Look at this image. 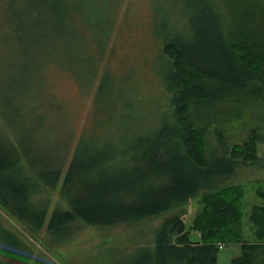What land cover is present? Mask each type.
<instances>
[{"label":"trees","instance_id":"1","mask_svg":"<svg viewBox=\"0 0 264 264\" xmlns=\"http://www.w3.org/2000/svg\"><path fill=\"white\" fill-rule=\"evenodd\" d=\"M175 1L197 14L196 41L175 33L179 16L155 14V28L163 31L151 36L159 45L154 55L161 66L162 108L137 129L95 126L98 110L91 108V117L81 120L75 133L68 108L49 89L52 68L68 73L79 88L87 87L77 73L67 71L66 56L74 49L81 67L97 68L105 54L112 55L106 52L110 21H104L102 40L90 49L82 37L87 32L69 29L79 22L66 16L65 0H54L56 7L37 16L10 21L15 34L5 39L17 45L25 62L17 61V77L0 92V206L29 234L43 230L46 239L59 243L72 238L76 223L115 228L161 220L151 244L108 264H215L224 246L238 250L228 264H264V204L250 208L244 232V190L220 185L238 166L257 161V135L231 148L218 136L216 150L207 154L198 124V107L212 106L231 91L263 100L264 4L258 14L261 29L230 41L212 0ZM83 26L80 30H87ZM105 70L88 84L94 86L92 103L106 113L131 110L120 91L96 102L109 79ZM140 101L137 96L133 103ZM254 184L255 196L264 202V182ZM192 200L199 208L186 231L183 219ZM0 264L45 263L21 238L0 229Z\"/></svg>","mask_w":264,"mask_h":264},{"label":"rangeland","instance_id":"2","mask_svg":"<svg viewBox=\"0 0 264 264\" xmlns=\"http://www.w3.org/2000/svg\"><path fill=\"white\" fill-rule=\"evenodd\" d=\"M53 1L0 0V92L5 84L17 77L18 70L13 67L17 61L25 62V58L21 59L17 55V45L5 39L6 35L15 34L10 21L17 16H37V13H43L46 8L53 9L56 7ZM263 4L264 0H212V9L222 28L226 29V37L229 36V40L234 41L245 33L253 35L261 29L262 21L258 14L263 9ZM159 11L179 16V24L174 28L175 33L188 42L196 41L197 14L194 10H184L183 4L175 0H65L66 16L79 22L77 26L73 24L69 29L76 34L78 30L87 32L88 37H82L89 49L91 43L94 45L98 41L101 42L104 21L111 22L106 52L111 50L112 55L109 54L107 57L105 54L103 62L97 68L91 67L88 71L81 67L75 60L78 53H75L74 49L66 56L67 71L72 75L77 73L87 87L79 88L75 79L68 73L60 72L56 68L49 71V89L52 95L68 108V124L73 132L77 133L81 120L91 117V108L93 113L98 110L95 126L102 122L113 129L122 125L125 126L124 129H137L148 119H155L159 115L162 108V86L157 74L161 71V66L154 55L159 45L157 41L151 39L153 33L163 32L162 29L155 28L157 22L154 17ZM82 22L87 30H80V27L84 28ZM91 35L93 37L90 39ZM103 69L109 73V79L96 102L100 103L106 97L115 98L120 91L121 99L131 102L133 106L131 110L113 109L106 113L102 109L104 106L99 109L95 102L92 103L94 86L88 84L92 78L98 79ZM34 75L35 73H32L30 76ZM137 96L141 101L133 103ZM260 98L231 91L212 106L198 107L200 111L198 124L203 131L207 154L216 150L218 136L228 148H231L240 145L247 137L257 135V161L252 165L238 166L235 175L220 184L239 185L244 190L242 199L244 232L249 229L247 216L250 208L253 205L264 204L254 194V187L257 186L254 183L264 182V98L262 101ZM65 106L63 108L68 115ZM89 122L91 124L92 120ZM86 125H89L88 121ZM195 203L192 200L186 205V210L189 211H186L188 216L183 219L186 231L196 209L199 208ZM160 221L153 219L115 228H98L76 223L73 226L72 238L59 243L46 239L43 230L35 235L29 234L0 206V229L21 238L29 245L32 255L45 264L111 263L137 247L151 244L153 229ZM193 237L189 232V238L193 240ZM237 254V248L224 246L218 250L215 264H228Z\"/></svg>","mask_w":264,"mask_h":264}]
</instances>
